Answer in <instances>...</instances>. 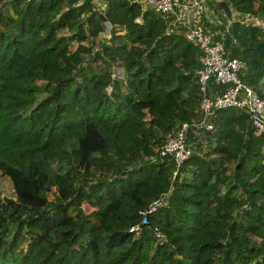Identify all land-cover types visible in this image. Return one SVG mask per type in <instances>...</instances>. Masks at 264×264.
<instances>
[{"label":"trees","instance_id":"trees-1","mask_svg":"<svg viewBox=\"0 0 264 264\" xmlns=\"http://www.w3.org/2000/svg\"><path fill=\"white\" fill-rule=\"evenodd\" d=\"M99 1L0 0V264H264V133L222 107L181 162L151 159L199 115V50L149 3ZM208 4L264 99V24L244 19L264 0Z\"/></svg>","mask_w":264,"mask_h":264},{"label":"built area","instance_id":"built-area-1","mask_svg":"<svg viewBox=\"0 0 264 264\" xmlns=\"http://www.w3.org/2000/svg\"><path fill=\"white\" fill-rule=\"evenodd\" d=\"M96 1L100 3L99 0ZM146 1L155 11L169 19L170 25L183 29L186 39L199 50L200 66L197 69V80L201 92L198 117L183 120L175 133L157 148L151 159H161L169 154L177 163L181 162L190 151L186 143L188 129L212 128L211 117L216 109L222 107L244 108L249 114L255 132L264 133V99L241 79L239 73L245 66L244 61L238 57H229L222 41L213 39L211 32L203 27L201 22L203 14H200L201 7L203 11L202 0ZM244 19L258 23L257 16H245ZM259 24H262V20ZM217 84L222 86L221 89L212 90V86ZM159 203L161 199L153 201L147 211ZM141 227L140 223H136L129 230L139 233ZM155 234L158 238L163 236L159 230H155Z\"/></svg>","mask_w":264,"mask_h":264},{"label":"rangeland","instance_id":"rangeland-1","mask_svg":"<svg viewBox=\"0 0 264 264\" xmlns=\"http://www.w3.org/2000/svg\"><path fill=\"white\" fill-rule=\"evenodd\" d=\"M201 3L203 6V11H202V7H201V13L200 14H203L204 16H206V18H208V16H210V15H216L217 16V14L213 10V8L209 7L208 0H202ZM97 8H98V10L101 9V5L99 3L97 4ZM256 20H258V23H261L260 18H257ZM263 24H264V21H262V25ZM108 28L109 27L107 26L106 32H102L96 37L95 46H96V44L98 45L97 42H99L101 40V37L109 35V33L107 31ZM60 34L65 35V34H68V32L67 31H60ZM115 74H117L118 76H121L122 75L121 74V68H117ZM0 196L1 197H7V196L8 197H14L15 196L14 188H13V184H12L11 179L6 175H2L1 173H0Z\"/></svg>","mask_w":264,"mask_h":264},{"label":"crops","instance_id":"crops-1","mask_svg":"<svg viewBox=\"0 0 264 264\" xmlns=\"http://www.w3.org/2000/svg\"><path fill=\"white\" fill-rule=\"evenodd\" d=\"M144 2H147L148 3V1H146V0H143ZM212 17V18H211ZM217 16L216 15H210V16H208V19H209V26H213V24H214V22H215V18H216ZM212 90H218V88H212Z\"/></svg>","mask_w":264,"mask_h":264},{"label":"water","instance_id":"water-1","mask_svg":"<svg viewBox=\"0 0 264 264\" xmlns=\"http://www.w3.org/2000/svg\"><path fill=\"white\" fill-rule=\"evenodd\" d=\"M220 6H223L224 10L226 11L227 15L230 16L229 7L225 3V1H220Z\"/></svg>","mask_w":264,"mask_h":264}]
</instances>
